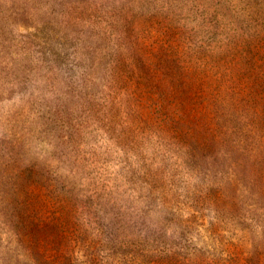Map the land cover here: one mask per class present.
I'll use <instances>...</instances> for the list:
<instances>
[{
	"label": "rangeland",
	"instance_id": "374dc122",
	"mask_svg": "<svg viewBox=\"0 0 264 264\" xmlns=\"http://www.w3.org/2000/svg\"><path fill=\"white\" fill-rule=\"evenodd\" d=\"M0 264H264V0H0Z\"/></svg>",
	"mask_w": 264,
	"mask_h": 264
}]
</instances>
